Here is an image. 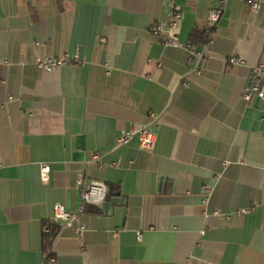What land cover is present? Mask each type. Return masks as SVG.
I'll return each mask as SVG.
<instances>
[{
  "label": "crops",
  "instance_id": "crops-1",
  "mask_svg": "<svg viewBox=\"0 0 264 264\" xmlns=\"http://www.w3.org/2000/svg\"><path fill=\"white\" fill-rule=\"evenodd\" d=\"M164 1L0 0V264H264V101L244 99L264 66V9L228 0L195 74L185 49L149 32ZM174 1L183 42L219 2ZM66 54L78 62L35 64ZM144 125L151 151L117 144ZM80 171L106 183L109 206L66 224L54 205L78 213ZM46 223L58 227L48 253Z\"/></svg>",
  "mask_w": 264,
  "mask_h": 264
},
{
  "label": "built area",
  "instance_id": "built-area-1",
  "mask_svg": "<svg viewBox=\"0 0 264 264\" xmlns=\"http://www.w3.org/2000/svg\"><path fill=\"white\" fill-rule=\"evenodd\" d=\"M250 8L259 12L264 9V2L262 0H243ZM228 0H219V2L212 7L208 12V27L206 29V35L201 42V46L192 44L191 42H183L180 39L173 36V31L176 30L182 19V10L174 0H165L164 4L167 12V20L152 25L149 28V32L153 35L163 36L162 44L165 47L182 48L185 49L188 56V67L191 73L200 74L208 60L207 45L210 42L211 35L216 30V26L221 19ZM79 57L75 55H63V56H37L35 58V64L43 71L51 72L59 67L74 64L78 62ZM230 64H242L244 59L240 56H234L229 58ZM0 63H5L0 59ZM183 84H187L183 82ZM253 98H258L264 101V66L262 64L252 67L249 85L244 93V99L250 101ZM137 139L141 148L151 151L156 144L157 134L148 125H144L139 128H132L120 135L117 139L118 145H126L132 140ZM99 155L93 154L91 163L99 164ZM100 166V165H99ZM51 167L48 164H42L40 166L41 180L43 183H48L50 180ZM76 185L80 189V195L82 205L78 213L69 212L63 205H54V216L66 224H71L74 220H78V215L85 211L88 206L102 207L107 200L108 188L105 182L90 179L86 171H80L76 176ZM257 203H253L249 207H244L234 210V213L239 215L249 213L253 211ZM228 216V215H225ZM86 230L84 224H78L75 227V231L78 234H82ZM50 232L49 224H45L43 227V233ZM138 239H141V235H138ZM53 260V258H51Z\"/></svg>",
  "mask_w": 264,
  "mask_h": 264
},
{
  "label": "trees",
  "instance_id": "trees-1",
  "mask_svg": "<svg viewBox=\"0 0 264 264\" xmlns=\"http://www.w3.org/2000/svg\"><path fill=\"white\" fill-rule=\"evenodd\" d=\"M205 33L206 32L204 31V29L193 30V32H192V39L193 40L191 41V43L194 45L197 44L199 41H201L203 39V37L205 36ZM49 226H50V232L47 234H44V251L47 253L50 251L52 244H53V241H54L55 237L57 236V232H58L57 226L51 225V224H49Z\"/></svg>",
  "mask_w": 264,
  "mask_h": 264
},
{
  "label": "water",
  "instance_id": "water-1",
  "mask_svg": "<svg viewBox=\"0 0 264 264\" xmlns=\"http://www.w3.org/2000/svg\"><path fill=\"white\" fill-rule=\"evenodd\" d=\"M108 206H109V204H108L107 202H105V203L103 204V209H104V210H107V209H108Z\"/></svg>",
  "mask_w": 264,
  "mask_h": 264
}]
</instances>
